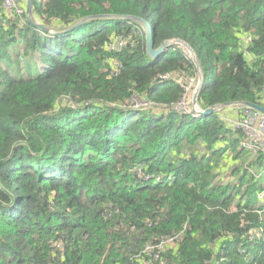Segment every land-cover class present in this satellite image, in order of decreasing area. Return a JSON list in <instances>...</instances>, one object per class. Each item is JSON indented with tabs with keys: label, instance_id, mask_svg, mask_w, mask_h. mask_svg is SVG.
Here are the masks:
<instances>
[{
	"label": "trees",
	"instance_id": "trees-1",
	"mask_svg": "<svg viewBox=\"0 0 264 264\" xmlns=\"http://www.w3.org/2000/svg\"><path fill=\"white\" fill-rule=\"evenodd\" d=\"M19 1L23 13L0 0V264H264V152L245 164L243 131L175 107L199 74L185 50L152 60L142 27L121 19L47 32ZM33 12L55 29L140 16L155 47H193L202 109L264 105V0H33Z\"/></svg>",
	"mask_w": 264,
	"mask_h": 264
},
{
	"label": "water",
	"instance_id": "water-1",
	"mask_svg": "<svg viewBox=\"0 0 264 264\" xmlns=\"http://www.w3.org/2000/svg\"><path fill=\"white\" fill-rule=\"evenodd\" d=\"M26 8H27V15L28 18L30 20V22L44 30V31H49V32H63V31H70L73 28L81 25L82 23L86 22L87 20H91V19H121V20H126V21H132V22H136L138 23L142 29L145 32V41H146V52L148 54V56L150 57V59L152 60H156L157 58L163 56L167 51L168 48L172 45V44H178L180 46H182L187 52H189L190 57L194 60L196 67L199 70V74L201 73L200 71V66L196 60V54H195V50L193 49V47L191 45H189L186 41L182 40V39H175V40H165L163 41L158 47H155L154 44V37H153V27L150 24L149 21H147L146 19L137 16V15H132V14H101V15H93V16H86L83 17L82 19L78 20L76 23H74L73 25H71L69 28L67 29H53L51 27H47L44 24H42L34 15L33 12V0H26ZM185 51V52H186ZM186 52V53H187ZM202 77V74H201ZM158 80H161L160 78ZM199 91L200 89H197V91L194 94L193 97V104H198V95H199ZM231 103H226V106H229ZM246 106H249L253 109H256L258 111H260L261 113L264 114V105H260V104H255V103H251V102H245L244 103ZM218 106L215 107H209L204 109L200 114L201 116H206L209 114H213L216 113L218 110Z\"/></svg>",
	"mask_w": 264,
	"mask_h": 264
},
{
	"label": "built area",
	"instance_id": "built-area-1",
	"mask_svg": "<svg viewBox=\"0 0 264 264\" xmlns=\"http://www.w3.org/2000/svg\"><path fill=\"white\" fill-rule=\"evenodd\" d=\"M12 1H14V0H12ZM19 13H23V10L21 8L19 10ZM161 78L162 79H170V78H172V75L167 73V74L163 75ZM197 78H199V74H198ZM197 78L189 79L187 81V84L184 87L185 96L175 106L177 109L180 108V110H182V108L184 107L182 105H185V104L187 105V104L192 103V102L190 103V101L188 100L187 85H188L190 80H196ZM142 106H146V105L143 103H140V104L135 103L133 108L139 109ZM197 106L199 109H197L195 116H201L200 113L204 109H202L199 106V104H197ZM218 107L219 108H218L217 112L220 113V116L223 119V121L232 125L236 129H239V130L244 132L245 137H246V141L244 143V146L248 147L252 151V154H253V152H256V154H258L260 151L264 152V114L263 113H261L260 111H258L256 109H253L249 106H246L245 104H241V103L230 104L229 106L219 105ZM250 122H253L255 124V127L253 128V131L249 134L247 132V128H248V124ZM263 194H264V192H263Z\"/></svg>",
	"mask_w": 264,
	"mask_h": 264
},
{
	"label": "rangeland",
	"instance_id": "rangeland-1",
	"mask_svg": "<svg viewBox=\"0 0 264 264\" xmlns=\"http://www.w3.org/2000/svg\"><path fill=\"white\" fill-rule=\"evenodd\" d=\"M6 1V7L8 8L9 11L11 12H18L19 13V10H20V7H19V4H20V1L19 0H5ZM51 28H53L55 30V26H51ZM142 29V28H141ZM143 31V29H142ZM145 33V32H144ZM182 47V46H181ZM183 48V47H182ZM184 49V48H183ZM185 50V49H184ZM186 51V50H185ZM187 52V51H186ZM188 56L190 57V54L189 52H187ZM202 84H203V77H201V73L199 74V78H197L196 80H190L188 85H187V88H188V91H187V95H188V100L190 101L191 104H185V105H182L184 106L182 108L183 111L189 113V114H196L197 112V109L198 106L197 104H193V97H194V94L195 92L197 91V89H201L202 87ZM137 104H140V103H143L145 104L147 107H151L152 104H150L149 102H141L140 100H137L136 102ZM180 109V108H179ZM218 111V110H217ZM255 127V124L253 122H250L248 124V128H247V132L250 134L252 131H253V128ZM260 140V139H259ZM259 154V153H258ZM256 154V152H253V154H251L252 156L248 159L245 160V164H247L250 160H252V158L255 156V155H258ZM252 171V170H251ZM254 171V170H253ZM252 171V172H253ZM230 179V178H229ZM236 177L233 176V178H231V180H235ZM263 194V193H262ZM172 239H167L165 240L163 243H169L171 242ZM153 247H150V249H152Z\"/></svg>",
	"mask_w": 264,
	"mask_h": 264
}]
</instances>
